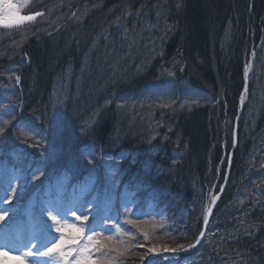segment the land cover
Listing matches in <instances>:
<instances>
[{
    "label": "trees",
    "instance_id": "16d2710c",
    "mask_svg": "<svg viewBox=\"0 0 264 264\" xmlns=\"http://www.w3.org/2000/svg\"><path fill=\"white\" fill-rule=\"evenodd\" d=\"M111 1L106 11L88 22L97 21L96 27L108 25L111 37L126 43V36H118L125 34L127 26L118 28L115 20L121 17L123 22L130 9H149L150 13L156 8L154 13L143 14L142 19L151 28H159L144 35L149 40L158 39L154 45L160 48L157 55L160 58L149 64V68L148 63L143 64L144 72L135 68L137 76L132 74L126 79V74L120 77L118 68L113 72L116 62L109 64L111 59L106 57L107 61L104 54L98 52L99 57L87 58L84 55L87 48L81 47V39L73 43L54 35L47 40L23 38V50L32 61L25 69L27 76L21 73L24 57L4 63L0 77H11L14 81L15 75L21 73L19 85L25 90V98L19 95L17 85V94L13 93L2 105L1 110L8 113L4 114L2 125L7 122V126L15 127L9 130L12 133L18 124L22 128L31 124L46 139L58 140L55 146L58 148L50 152L56 155L51 157V165H58L63 159L58 155L70 157L72 163L77 158L76 162L85 167L97 154L108 164L116 161L108 169L119 168L126 173V180L122 178L125 174L119 171L116 179L126 188L122 190L131 206L130 218L139 219L133 218V213H146V206L151 205L154 217H162V221L170 219V222L149 243L162 247L168 242L175 249L188 246L198 238L205 212V196L201 195L207 191L209 181L217 176L218 183H223L226 158L232 152L227 182L201 242L180 254L153 257L151 264H264V39L263 54L258 57L248 100L239 118L237 142L232 145L234 105L241 88L240 48L244 42L241 36L248 23L255 34L253 41L261 31L264 35V18L261 19L264 0H138L137 7L132 0ZM71 22L74 28L85 30L84 25L76 24L73 19ZM35 33L34 30V37ZM95 45L100 46L97 42ZM143 57L146 54L140 58ZM78 69L89 71L88 83L79 80ZM30 79L32 84L28 88ZM180 81L187 87L202 89L203 93L222 89L225 96L222 106L231 113L229 126L219 128L215 122L219 115L215 116L207 101L192 105V109L182 106L178 100L185 94L175 90ZM58 83L72 87L68 95L76 99L78 94L86 106L81 107L83 114L78 111L80 106L77 107L79 114L75 123L65 121L76 110L65 109L67 100L58 96ZM149 86L173 91L171 103L166 102L170 106L146 107L148 104L144 105L140 98L158 103L157 95L152 98L146 94ZM133 98L139 100V106L134 105L138 103ZM122 102L130 104L129 107ZM120 106H124V111ZM53 109L60 110L57 124H52V117L50 120L45 116ZM41 113L43 120L38 118ZM219 113H224L222 107ZM6 134L11 136L9 132ZM97 167L104 166L98 163ZM103 172L96 187L107 193L106 179L110 171L107 175ZM180 209L184 210L181 217L176 213ZM135 250L147 253L143 249Z\"/></svg>",
    "mask_w": 264,
    "mask_h": 264
},
{
    "label": "rangeland",
    "instance_id": "374dc122",
    "mask_svg": "<svg viewBox=\"0 0 264 264\" xmlns=\"http://www.w3.org/2000/svg\"><path fill=\"white\" fill-rule=\"evenodd\" d=\"M132 1L134 7L139 5L138 0L135 2L134 0ZM111 3V0H22L21 4L24 6L21 8V15H35L36 13H40L41 15H36L34 20L25 21L19 26L11 28H6L0 25V69L1 66L4 67V63L13 60L17 62L18 60H22L25 57V63L21 73L22 76H27V74H25V69L30 67L31 62L29 58H27L28 54L23 50V45L25 43L23 38L47 40V38H50L52 35H54V37H57L58 39L62 38L64 40H70L73 43L76 42L77 39H81V47L83 48L86 46L87 48V50L84 52V55L87 56V58L92 57L95 59V57H99L98 54H104V57L102 56L103 58L106 59V57H108L111 59V61L106 59L109 61V64L114 61L116 62L117 66H113L115 67L113 72L116 70V68H118L120 77L124 76V74H126V79L132 74H135L134 77H136L137 75L136 70H134L135 68L139 69L143 67V64L145 63H148L149 68V64H153L155 59L160 58V56H157L160 52V48L155 47L154 45L155 40L158 39L155 38L149 40L148 38H145L148 36L150 31L154 30L155 32L159 28L156 27L158 28L157 30L155 27L154 29L151 28V26L142 19L145 17L143 14L146 15L154 13L156 12V8L155 10L151 9L152 11L150 13L148 12L149 9L146 10L147 13L146 11H142L139 8L138 10L130 9L123 22H121V17L115 20L114 25H116V27L119 28L121 26H127L125 34L121 33L118 36L122 38L125 36L127 37L128 40L126 39V43H123L119 40H116L115 37H111L108 25L107 28L98 26L96 27L97 21L90 23L88 22L89 19L92 20L94 17H99V15H101L100 12L106 11V9L111 6ZM141 11L142 13L140 14ZM263 18L264 17L262 16L261 19L263 20ZM72 19L73 21L77 22L76 24L84 25L85 30L81 31L82 28H80V30L74 28L75 26L71 22ZM42 21H44L46 24H51V27L44 24ZM160 22H162L161 18ZM159 25H161V23H159L157 26ZM34 30L37 32L35 33L37 34L36 37H34L33 34ZM70 30L72 32H68ZM252 30L253 28H251L250 23H248L247 30L241 36V39L243 38L244 41L243 46L240 48L242 60L240 70L241 88L234 105L235 115L233 114V121L235 119L239 120V113L244 111L243 109L248 100L249 85L251 84V81H253V71L255 70V65H257L258 57L263 54L261 47L264 35L261 31L258 34L259 37L253 41L255 34L252 32ZM90 36H92L90 38L91 42L88 40ZM22 41H24V43ZM59 41H61V39ZM96 42L99 43L100 46H96ZM143 45L146 46L142 49L141 47H143ZM154 49H156V51H152ZM150 53L153 54L148 57L147 55ZM144 54H146V57L141 59L140 57H142ZM84 69L82 71L78 69V73L80 74L78 78L79 80L84 79L88 83L89 78L87 75L89 74V71H84ZM140 71L144 72L145 70L144 68H141ZM246 72L248 73L247 79L245 74ZM21 73L18 75L16 74V82L20 80ZM10 78L11 77L3 79L0 77V165L4 166L2 175L0 174V214H4L5 212L7 213L5 220L0 221V249H3L4 253L0 255V264H21L22 260L24 261V264H45V261H47V264H74V262L79 258L78 252H73L71 256H66L65 258H60L58 254L38 257L35 255L36 250L31 247L33 244L43 245V241L40 239L44 237L48 242L49 238L52 236L53 231L46 233V231L40 228L42 227L40 225H42L41 220L45 221L43 222L45 225H52V221L48 218V211L53 208L61 209V214H63L64 211L71 210L74 211L76 215L81 217L80 220H76L75 216H72L71 212L69 211V214L65 217L68 223H74L78 227L82 225L84 226L83 237L80 238V245L86 243L87 241L85 238L92 234L88 231V228L93 229L95 233L99 234L94 236L92 246H90L88 250L91 260L94 261V264H151V258L153 257L156 258L159 256L173 255V249L175 251L176 249L173 246L168 249V242L164 243L162 247L157 243H149L153 241L155 237L154 235H157L159 232L162 233V231L164 232L167 229V224L170 222V219H164V221H162V217H154L151 210L152 206L149 204L146 206L147 208L144 206V208H146V213L138 215H134L133 213V218L138 217L139 219L130 218L132 217V215L129 214V212L132 211L131 206L123 192L125 190H122L125 188V186L121 185L120 182H117L116 179L118 175L120 176L119 172H121V174L124 172H122L119 168H114V170L108 169V165H114L116 161H112L110 164H108L101 156L97 154V156L94 157V160L88 163L89 166L86 164V167L88 168L79 162L71 171L70 163H68L70 161V157L58 155L63 157V159L61 158L60 163L68 164L69 168L67 167L63 170L59 169L56 171H47L45 173V171H42L44 169L43 167H46L51 162L50 159L52 156L56 157V155L50 154V152H52V148H58L55 147L58 140L52 145H46L51 142V139H46L43 133L39 134L38 129L33 128L31 124H29L28 127H26L25 124V126H23L24 128L20 127L18 124L16 130L11 133L13 137L6 134V132H9L11 128L13 130L15 127H12L11 125L7 126V123L2 125L4 122L3 117L6 116H4L5 111H2L1 108L5 101H7L13 95V93L17 94L18 92V88L16 89L17 84L15 80L12 81ZM31 82L32 81L30 79L28 88L32 84ZM177 83L178 87L175 90H180L183 92V94H185L183 98L178 100L182 102V106L192 109V105L196 106L201 102L207 101V103L211 105V109L214 110L215 116L219 115V120L217 119L218 122L215 121L217 125H219V128H227L229 126L231 113H227L228 108L222 106L225 99L222 89H219V92L212 90L209 92L207 90V92L203 93L202 89L197 90L195 89L196 87H187V85L182 83V81ZM84 84L85 82H83V85ZM170 86L172 87V84H170ZM56 88L58 89V96L60 99L63 101L67 100V103L64 102L65 109L67 108V111H70V109L76 110V114H72L71 116L67 117L65 121L68 122L70 120L71 124L73 122L75 123L79 114L78 111H81V107L83 105L82 101L80 103L79 100L68 95L72 87L69 88V86L64 85L63 83H58L56 84ZM243 90H245V99L241 104L240 96ZM18 93L21 97L25 98V96H23V91ZM172 93L173 91L169 93L166 88L149 86L147 88L146 94L152 98L154 97L153 95H157L155 97L158 98V103H152L151 99H148L147 101H144L142 98L140 99L144 105L148 104L145 105L146 107L152 108L155 106L163 108L164 105H166V102L171 103L170 99H172L174 95V93ZM133 101L134 103L139 102L138 99L134 98ZM59 104H62V101ZM123 104L127 108L130 105L127 102ZM139 104L140 103L134 105L139 106ZM124 106H120L122 111H124ZM77 107L80 108L78 111ZM221 107L224 112L223 114L219 113ZM85 108L86 106L84 104L82 109ZM138 110H142V108L139 107ZM59 111L60 110L53 109L51 114H45V116L50 118V120L52 117L53 124L56 121H59L57 120ZM61 111L63 112V110ZM81 112L82 114L84 113L83 111ZM42 114L43 113H41L38 117L41 120H43ZM34 119H37V117H34ZM235 125V122H233V126ZM20 134H22V136H20ZM32 134H34V136ZM232 139H235V143L237 142V129L232 132ZM22 142H26V144H22ZM67 146L68 145H66L63 149H66ZM63 149L60 148L58 151L61 152ZM75 161H77V158ZM105 162L107 164H105ZM98 163L102 164L104 167L98 168ZM101 171H104L103 173L106 175L110 171L108 178L106 179L107 193L105 192V195L98 194L100 190H98L96 187ZM208 171H210V168H208ZM42 173H44V178L43 176L39 177ZM28 174H30L29 178L33 177L35 179V182L28 179V187H24L25 189H22L19 186L18 181L23 176V179H26ZM124 174L125 177L123 176L122 178L126 180V173ZM141 175L143 174L141 173ZM70 177H74V181L71 184L69 180ZM79 177H85L86 181L83 182L84 186H81V183L77 184V181H81ZM218 177L219 176L209 181L207 191H204V194L201 195L205 196V202L203 205L205 211L203 217L204 223L213 198L216 199V195L220 197L219 188L221 185L218 183ZM31 182H33V184H31ZM42 182L45 185L44 195L46 194L49 196L44 201L41 198L40 200L38 199L39 195L35 197L33 194L35 192V190H33V188L36 187L35 185ZM86 183L93 186V190L95 191V193L90 192L91 195L89 199L83 198V195L89 190V187L85 186ZM58 191L60 194H56ZM77 194L82 196L79 197ZM85 197H87V195ZM24 199L25 201H21ZM95 200L101 202V205L104 206V208L101 205L98 206ZM20 201L23 202V206L21 208L18 207V203H20ZM31 201H39V204L44 203L46 206L43 207V209L41 208L39 212L32 211V207L26 204ZM217 201L218 199H216L214 206ZM108 202L109 206L111 207L110 209H112V213L105 216L100 215V217H102L104 220L100 221L96 226L95 223L98 216V213L96 212H98L100 208L101 210L104 209L105 211L106 205V208H108V204L105 205V203ZM86 203L88 204V207L81 208L82 206H86ZM30 204L34 205L32 203ZM77 207L80 212L75 211ZM18 211L19 213H23L26 218H18V216L15 219L14 217L17 215L16 212ZM183 212L184 210L180 209L176 213L181 217L183 216ZM212 213L213 210H211L209 213L207 223H209ZM84 216H87L90 221L89 219L84 221ZM15 221L17 222L14 223ZM98 221L99 219L97 220V223ZM36 222H38V224L34 226ZM56 235L58 238L61 234L57 233ZM64 235L66 239H70L75 234L71 232H65ZM145 236H147V238H145ZM141 241L146 243V247H144L143 244H139ZM134 243L138 244L135 245ZM77 247L78 246L75 244H68L65 250L68 251ZM153 247H155L156 251H149ZM135 248L143 249L147 251V253H141L135 250ZM164 249H168V251H164ZM28 251H32L33 255L26 256L25 253Z\"/></svg>",
    "mask_w": 264,
    "mask_h": 264
},
{
    "label": "snow or ice",
    "instance_id": "6c2138e0",
    "mask_svg": "<svg viewBox=\"0 0 264 264\" xmlns=\"http://www.w3.org/2000/svg\"><path fill=\"white\" fill-rule=\"evenodd\" d=\"M23 6H24L23 4L17 3L15 2V0H0V25L6 28H11V27L19 26L25 21L34 20L36 15H41L40 13H36L35 15H27V16L21 15V8ZM164 106L167 107L170 105H164ZM214 202H215V198H213V203ZM68 211H64L63 214H61L62 212L61 209L53 208L49 210L48 218L52 221L50 232L54 230L56 233H60L61 235L58 238L52 237V239L49 241V244L47 245L33 244L31 247L36 250L35 255L38 257L50 256L51 254H58L60 258H65L66 256H71L73 252H78L79 258L74 262V264H94V261L91 260L88 250L89 247L92 246L94 236L99 234L95 233L93 229L88 228V231L92 234L88 235L85 238L87 241L86 243L80 245V238L83 237L84 226L82 225L78 227L74 223H68L67 220L65 219V217L68 215ZM208 211L210 212L211 209H209ZM6 215H7L6 212L4 214H0V221H4ZM71 215L75 216L76 220L81 219V217L76 215L74 211H71ZM83 220L87 221L88 217L84 216ZM65 232H71L74 233L75 235L72 236L70 239H66L64 235ZM145 238H147V236H145ZM68 244H75L78 247L66 251L65 249L67 248ZM149 251L154 252L156 251V249L155 247H153ZM164 251H168V249H164ZM173 251L175 250L173 249ZM2 254H4L3 249H0V255ZM25 255L32 256L33 252L28 251L25 253ZM21 264H24L23 260L21 261ZM45 264H47V261H45Z\"/></svg>",
    "mask_w": 264,
    "mask_h": 264
},
{
    "label": "bare ground",
    "instance_id": "6f19581e",
    "mask_svg": "<svg viewBox=\"0 0 264 264\" xmlns=\"http://www.w3.org/2000/svg\"><path fill=\"white\" fill-rule=\"evenodd\" d=\"M21 1L22 0H16L15 2H17V3H21ZM43 23H44V21H42ZM44 24H46V23H44ZM34 25H37V24H34ZM57 47H59V46H57ZM29 58V57H28ZM29 60H30V58H29ZM31 61V60H30ZM32 62V61H31ZM246 74V79L248 78V73L246 72L245 73ZM15 77H16V75H15ZM15 77L13 78V80H15V82L17 81L16 79H15ZM16 84L17 85H19V81L18 82H16ZM20 91L22 92L23 90H22V87L20 86ZM24 92V91H23ZM34 97H36L35 95H33ZM33 97V98H34ZM29 98H31V95H29ZM76 99H78L79 100V102H80V96L77 94V96H76ZM244 99H245V90H243V92H242V94H241V96H240V102H241V104H242V102L244 101ZM75 101V100H74ZM81 103V102H80ZM73 104H74V102H73ZM76 105V104H75ZM21 110V108L20 107H18V111H20ZM117 115L119 116L120 115V112L119 111H117ZM239 115H241V113H239ZM233 122H235V126H233V128H232V132H234V130H236L237 129V126H238V123H239V120H234ZM232 145H236V143H235V139H232ZM233 146V147H234ZM231 157L232 158V152H230L229 154H228V157ZM228 157L226 158L227 159V163H228V161H229V159H228ZM227 166H228V164H227ZM17 221H15L14 223H16ZM13 224V223H12ZM139 243V242H138ZM137 243V244H138ZM139 244H143V246L144 247H146V243L144 242V241H141ZM147 244H149V243H147ZM167 247H168V249L169 248H171V245L170 244H168L167 245Z\"/></svg>",
    "mask_w": 264,
    "mask_h": 264
},
{
    "label": "water",
    "instance_id": "95a60500",
    "mask_svg": "<svg viewBox=\"0 0 264 264\" xmlns=\"http://www.w3.org/2000/svg\"><path fill=\"white\" fill-rule=\"evenodd\" d=\"M217 197L218 196H216V199H217ZM211 207H212V205H211ZM211 207L209 208V209H211ZM209 211L207 212V216H206V220H205V223H204V226H203V231H202V233H201V235H200V238L202 237V235H203V233H204V228H205V226H206V224H207V220H208V216H209ZM199 238V239H200Z\"/></svg>",
    "mask_w": 264,
    "mask_h": 264
}]
</instances>
